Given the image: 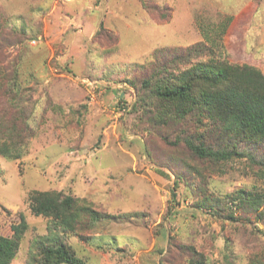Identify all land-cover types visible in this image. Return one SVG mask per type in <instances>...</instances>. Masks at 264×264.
<instances>
[{
  "label": "rangeland",
  "instance_id": "obj_1",
  "mask_svg": "<svg viewBox=\"0 0 264 264\" xmlns=\"http://www.w3.org/2000/svg\"><path fill=\"white\" fill-rule=\"evenodd\" d=\"M198 44L208 51L193 61L264 73V0H0V117L33 133L18 157L0 154V234L21 213L27 223L10 264H35L51 233L85 264H264V197L247 199L264 190L263 156L233 154L219 131L212 141L231 155L199 157L173 143L199 134L193 124L145 122L144 67ZM33 190L71 194L99 215L63 231L30 210Z\"/></svg>",
  "mask_w": 264,
  "mask_h": 264
},
{
  "label": "trees",
  "instance_id": "obj_2",
  "mask_svg": "<svg viewBox=\"0 0 264 264\" xmlns=\"http://www.w3.org/2000/svg\"><path fill=\"white\" fill-rule=\"evenodd\" d=\"M207 51L206 45L198 44L186 50L178 48L174 52L163 49L154 53L155 61L159 62L151 68L144 67L149 72L148 75L145 73L140 87L145 89L140 95L144 110L152 111L145 118V122L149 123L147 127L158 131L161 125H168L171 121L183 127L193 124L200 130L199 134L185 132L183 136H177L173 143L183 141L195 155L213 159L227 158L232 152L218 141H212V136L218 137L220 131L238 145L239 153L233 151V154L253 162L263 156L259 167L262 173L263 151L260 155L255 151L258 148L262 150L260 144H264V73L249 64H232L211 55L207 60L193 61L194 57H202ZM150 98L157 101L156 108L148 104ZM1 119L4 117H0V154L16 158L20 155L18 148L26 145L27 141L24 142L23 138L33 133L27 125L6 126ZM205 119L210 121L214 131L201 129ZM165 139L168 140V137L165 136ZM171 193L174 198L175 187ZM263 197L264 190H255L248 193L247 199L249 203L256 204ZM80 202L78 197L60 191L33 190L28 197L34 214L48 217L54 226H60L63 231H75L78 225L82 226L86 221L81 217L82 213H88L93 219L99 215ZM10 230V235L0 234V264L12 262L27 230L22 213L20 220L10 225ZM62 234L51 233L38 239L35 245L37 254H34L37 261L32 255L34 259L31 262L85 264L65 243Z\"/></svg>",
  "mask_w": 264,
  "mask_h": 264
}]
</instances>
